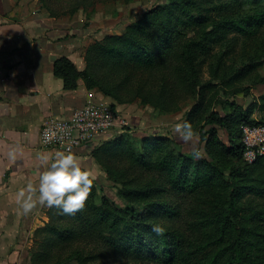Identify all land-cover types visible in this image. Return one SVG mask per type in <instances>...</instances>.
Masks as SVG:
<instances>
[{"label":"trees","instance_id":"trees-1","mask_svg":"<svg viewBox=\"0 0 264 264\" xmlns=\"http://www.w3.org/2000/svg\"><path fill=\"white\" fill-rule=\"evenodd\" d=\"M40 1L55 16L52 5ZM88 1L73 0L69 12ZM213 1L167 0L146 9L121 32L91 40L81 70L65 56L54 60L53 73L62 78L64 88L75 89L82 79L88 90L110 97L114 110L117 104L139 99L160 111H175L184 98L198 93L184 121L199 133L204 155L195 159L162 135L128 137L125 125L122 132L91 150L96 164L115 184L122 204L100 193L94 181L82 211L68 215L47 208L48 220L35 229L43 252L33 251L34 262L49 259L60 244L86 237L103 250L146 264H264V207L258 205L250 212L240 204L247 196L264 198V175L255 178L252 173L264 167V156L251 163L243 159L240 124L264 122L249 117L234 102L229 103V113L208 109L206 85L197 88L198 59L227 31L253 34L263 26L264 0ZM244 5L255 9L222 14ZM212 9L222 18L214 19ZM219 130L226 132V141ZM225 170L229 173L224 178ZM202 191L212 198L197 212L200 216L193 227L201 229L205 238L194 244L186 242L174 226L182 205L175 198L200 197ZM242 219L250 225H240ZM156 224L165 228L163 235L152 231ZM210 225L212 230L207 229ZM45 249L49 253L44 255ZM77 252L80 249L73 254ZM87 258L78 257L79 264H86Z\"/></svg>","mask_w":264,"mask_h":264},{"label":"rangeland","instance_id":"rangeland-1","mask_svg":"<svg viewBox=\"0 0 264 264\" xmlns=\"http://www.w3.org/2000/svg\"><path fill=\"white\" fill-rule=\"evenodd\" d=\"M47 1L56 11L55 16H51L49 11L41 5L43 1L36 0L34 3L28 0L25 4L28 3L31 8L30 12L36 8L42 16L54 18L56 25L62 29L60 32L62 38L74 35L78 37L77 41H80L84 35H88L91 40H94L102 38L105 34L119 33L128 22L136 20L146 9L162 5L167 0H89L72 13L69 12V9L72 8L73 0H61V3L56 0ZM216 2V0L213 1V3ZM15 4V7L24 8V0H17ZM254 9L251 5L234 6L232 10L228 9L222 14L236 15L241 10L242 12L245 10L251 12ZM211 13L214 19L222 18L219 11L212 9ZM73 30H75L74 33L70 34V31ZM65 32L67 33L65 34ZM198 61L199 84L197 88L206 85L204 102L208 109L229 113L231 110L229 103L234 102L243 111H246L249 117L264 122V25L253 34H243L235 30L227 31L221 40L213 44L207 54L202 55ZM90 93L95 98L103 99L109 103L112 101L110 97L104 96L97 90L91 89ZM196 96L198 93L184 98L179 102L178 109L175 111H160L135 99L132 102L117 104L115 112L119 118L128 123L125 126L124 135L136 139L162 135L172 139L176 149H180L184 153H192L193 143H184L174 126L176 123L184 121ZM115 130L107 132L104 139L117 135L118 132ZM219 136L226 141L225 131L219 130ZM196 146L200 148L203 146V144H199V136ZM98 169L99 173L95 181L100 188V193L105 194L114 202L122 204L121 199L116 195L115 184L107 178L102 167L98 165ZM225 171L224 178L229 173L228 170ZM252 173L255 178L263 177L264 167H258ZM211 198L212 195L206 194L205 191L200 193V197L175 198L180 199L182 205L174 226L181 229L186 242L196 244L205 238L201 229H194L193 223L200 216L197 215L198 210L202 212ZM240 204L251 212L257 209L258 205L264 207V198L247 196L246 200L241 199ZM47 220L48 217L45 218V222ZM236 221L238 224V219ZM250 223L251 221L242 219L240 225H250ZM35 229L24 237L26 248L24 247V259H21L20 264H32V262L33 264H53L55 261V264H79L78 257L81 255L88 256L85 260L86 264H146L145 262L127 260L112 251L103 250L99 244L86 237L60 244L53 248L49 259L45 260L43 257L44 262L42 260L34 262L33 251L43 252L40 245L41 238L38 236L39 234L35 235ZM207 229L212 230L213 226L210 225ZM262 229L264 230V224ZM79 249L81 252L73 254L75 250ZM47 253L49 251L45 249L44 255ZM13 264L19 263L16 261Z\"/></svg>","mask_w":264,"mask_h":264},{"label":"crops","instance_id":"crops-1","mask_svg":"<svg viewBox=\"0 0 264 264\" xmlns=\"http://www.w3.org/2000/svg\"><path fill=\"white\" fill-rule=\"evenodd\" d=\"M16 1L0 0V264H20L25 235L47 218L46 207L21 215L15 202L16 192L29 181L38 186L44 170L40 157L59 151L41 145L43 121L49 115L70 116L90 94L82 79L75 89L64 88L62 78L53 73V62L65 56L83 69L84 49L91 38H62L54 18L42 16L36 8L30 12L28 0L24 8L15 7ZM104 138L95 137L73 151L82 169H91L96 176L99 169L91 150ZM11 151L14 159L8 155Z\"/></svg>","mask_w":264,"mask_h":264},{"label":"clouds","instance_id":"clouds-1","mask_svg":"<svg viewBox=\"0 0 264 264\" xmlns=\"http://www.w3.org/2000/svg\"><path fill=\"white\" fill-rule=\"evenodd\" d=\"M174 127L184 143H193V158H202L203 150L196 146L199 133L193 126L183 121L176 123ZM52 136H55V133L49 134V138ZM8 155L14 159L15 151L9 152ZM40 159L44 170L39 173L38 186L29 181L15 194V202L21 210V215L31 213L37 206L58 208L68 215L82 211L97 179L95 172L82 169L80 157L70 150L43 154ZM152 231L163 235L165 228L156 224Z\"/></svg>","mask_w":264,"mask_h":264},{"label":"built area","instance_id":"built-area-1","mask_svg":"<svg viewBox=\"0 0 264 264\" xmlns=\"http://www.w3.org/2000/svg\"><path fill=\"white\" fill-rule=\"evenodd\" d=\"M127 121L118 117L110 103L88 95L83 106L68 117L49 115L40 129V143L45 148L59 151H74L95 137L106 136L113 131L120 133ZM50 133L55 136L49 138ZM241 140L244 145L243 159L251 163L258 156H264V123L240 125Z\"/></svg>","mask_w":264,"mask_h":264}]
</instances>
